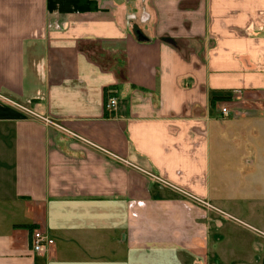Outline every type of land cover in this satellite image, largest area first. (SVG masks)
I'll use <instances>...</instances> for the list:
<instances>
[{
    "label": "crops",
    "instance_id": "crops-1",
    "mask_svg": "<svg viewBox=\"0 0 264 264\" xmlns=\"http://www.w3.org/2000/svg\"><path fill=\"white\" fill-rule=\"evenodd\" d=\"M225 103L264 122V0H0V264H260Z\"/></svg>",
    "mask_w": 264,
    "mask_h": 264
},
{
    "label": "rangeland",
    "instance_id": "rangeland-1",
    "mask_svg": "<svg viewBox=\"0 0 264 264\" xmlns=\"http://www.w3.org/2000/svg\"><path fill=\"white\" fill-rule=\"evenodd\" d=\"M224 107L230 110L231 115L229 118L222 116L227 124L225 139L221 141V149L219 140H215L218 145L214 147V154L223 159L222 172L225 174L227 170V177L222 178L221 200L229 214L226 217L234 216L241 222L233 225L234 238L242 242L244 253H251L249 241L256 236L262 237L261 233H264V122L247 119L242 125L232 124L236 116L231 111L230 103H225ZM218 165L213 167L217 171ZM219 191L217 197L220 196ZM212 210L217 212L214 208ZM252 255L256 257V254L249 257L245 254L243 258L249 260ZM232 262L235 264V260ZM260 264H264V261Z\"/></svg>",
    "mask_w": 264,
    "mask_h": 264
},
{
    "label": "built area",
    "instance_id": "built-area-1",
    "mask_svg": "<svg viewBox=\"0 0 264 264\" xmlns=\"http://www.w3.org/2000/svg\"><path fill=\"white\" fill-rule=\"evenodd\" d=\"M117 107V100L116 98H111L107 104V109L108 110H115ZM221 115L224 118H229L231 115L230 110L227 107H224L221 111ZM47 124L62 130L63 132L68 133L69 135L76 137V135H74L73 133L69 132L68 130L64 129L62 126L57 125L56 123H53L51 121H46ZM77 138V137H76ZM156 180H159L160 182L167 184L165 181L154 177ZM186 196H188L189 198H192L193 200L197 201V202H201L199 201L194 195L190 194V193H184ZM202 203V202H201ZM54 241L47 235L44 234L40 231H36L33 234L32 237V252L35 254H44L45 252H47L51 247L54 246Z\"/></svg>",
    "mask_w": 264,
    "mask_h": 264
}]
</instances>
